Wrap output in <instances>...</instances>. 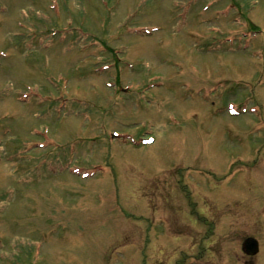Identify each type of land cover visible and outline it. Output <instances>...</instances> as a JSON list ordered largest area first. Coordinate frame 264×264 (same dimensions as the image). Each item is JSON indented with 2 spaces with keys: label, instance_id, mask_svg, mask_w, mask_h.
Returning <instances> with one entry per match:
<instances>
[{
  "label": "rangeland",
  "instance_id": "rangeland-1",
  "mask_svg": "<svg viewBox=\"0 0 264 264\" xmlns=\"http://www.w3.org/2000/svg\"><path fill=\"white\" fill-rule=\"evenodd\" d=\"M247 237L264 264V0H0V264H244Z\"/></svg>",
  "mask_w": 264,
  "mask_h": 264
},
{
  "label": "water",
  "instance_id": "water-1",
  "mask_svg": "<svg viewBox=\"0 0 264 264\" xmlns=\"http://www.w3.org/2000/svg\"><path fill=\"white\" fill-rule=\"evenodd\" d=\"M255 246H256V242L253 239H247L244 242V247H249L251 249L250 253H255Z\"/></svg>",
  "mask_w": 264,
  "mask_h": 264
},
{
  "label": "flooded vegetation",
  "instance_id": "flooded-vegetation-1",
  "mask_svg": "<svg viewBox=\"0 0 264 264\" xmlns=\"http://www.w3.org/2000/svg\"><path fill=\"white\" fill-rule=\"evenodd\" d=\"M246 258H247V259H245L244 264H250V263H249V258H250V256H246Z\"/></svg>",
  "mask_w": 264,
  "mask_h": 264
}]
</instances>
